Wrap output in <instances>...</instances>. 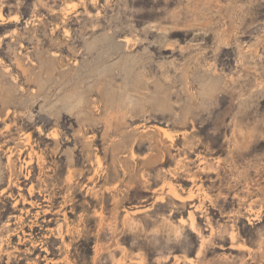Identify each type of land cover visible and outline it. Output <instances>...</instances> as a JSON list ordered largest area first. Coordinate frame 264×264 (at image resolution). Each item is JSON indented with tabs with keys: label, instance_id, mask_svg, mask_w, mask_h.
Returning a JSON list of instances; mask_svg holds the SVG:
<instances>
[{
	"label": "rangeland",
	"instance_id": "1",
	"mask_svg": "<svg viewBox=\"0 0 264 264\" xmlns=\"http://www.w3.org/2000/svg\"><path fill=\"white\" fill-rule=\"evenodd\" d=\"M0 264H264V0H0Z\"/></svg>",
	"mask_w": 264,
	"mask_h": 264
}]
</instances>
